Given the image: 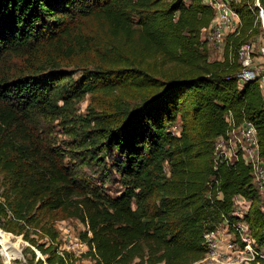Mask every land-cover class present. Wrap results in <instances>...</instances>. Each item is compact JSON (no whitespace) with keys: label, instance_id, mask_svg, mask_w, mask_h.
<instances>
[{"label":"trees","instance_id":"1","mask_svg":"<svg viewBox=\"0 0 264 264\" xmlns=\"http://www.w3.org/2000/svg\"><path fill=\"white\" fill-rule=\"evenodd\" d=\"M231 6L240 25L211 60L204 30L216 12L203 0H0V226L28 242L27 264L75 263L58 214L83 224L94 264H200L204 233L239 219L237 195L251 201L244 221L264 249L252 166L214 161L229 112L254 122L264 159L261 88L237 76L238 47L259 34L255 0ZM74 55L98 58L69 69ZM125 87L144 97L112 98ZM86 93L110 107L80 113Z\"/></svg>","mask_w":264,"mask_h":264},{"label":"built area","instance_id":"2","mask_svg":"<svg viewBox=\"0 0 264 264\" xmlns=\"http://www.w3.org/2000/svg\"><path fill=\"white\" fill-rule=\"evenodd\" d=\"M232 1L203 0L216 12L213 24L204 30V34L209 43L212 41L219 48V59L224 56L227 34L236 31L241 22L239 13L231 6ZM255 13L260 27L259 35L238 47L236 56L240 70L237 76L241 84L258 80L264 102V6L260 0H255ZM227 121V134L219 137L215 144V166L222 161L233 163L244 158L252 166L256 187L264 195V159L259 153L257 127L248 119L237 124L231 112L228 113ZM250 202L242 196H235L232 215L239 219L225 217L216 229L204 233L207 256L200 264H264V253L255 246L244 221ZM60 229L64 233L65 249L75 250L77 246L87 249L79 235H74L65 224H61Z\"/></svg>","mask_w":264,"mask_h":264},{"label":"rangeland","instance_id":"3","mask_svg":"<svg viewBox=\"0 0 264 264\" xmlns=\"http://www.w3.org/2000/svg\"><path fill=\"white\" fill-rule=\"evenodd\" d=\"M100 33L101 32H98V35H100ZM103 46H105V43H103ZM104 50L105 48L103 47L100 48V52H103ZM209 51H210L211 60H215L220 57L219 48H217L214 45V42L212 41H210L209 43ZM93 58H98V57L97 56L85 57V56L74 55L71 58L65 60L64 64L69 69H78V66L84 67L85 64H90ZM12 60H13V65L15 67H20V68L25 67L23 65V61H24L23 59L13 57ZM100 61L101 59H99L96 64L100 63ZM43 65L44 64H42V66ZM114 97L122 98L123 100L129 102L130 104H134L136 102H140V100L144 97V93L125 87V88L119 89L116 93H114V96L112 98ZM111 101L112 100H110L108 96H105L103 94L93 95L92 93H86L83 99L77 102L75 106L78 107L80 113L84 114L88 112V107H94L97 110H102L108 106L110 107ZM56 125H57V122L55 123V126ZM59 128H61V126H59ZM172 130L179 131V126L178 127L174 126ZM59 138L63 139V138H67V136L59 133ZM108 162L110 161L108 160ZM117 180L118 179L115 176L111 186H109V188L111 189L113 193H116L120 189L119 184L116 182ZM262 196H263L262 199L264 201V195L262 194ZM58 216L59 217L56 221V226L60 233V240L62 244L61 248L64 249L65 237H64L63 231L60 229V225L65 224L71 230V232L77 236H78V232H80V230L83 229L84 227L81 222L75 219L62 218L61 214H58ZM27 245H28V242L25 241L21 235H15L12 232L5 231L0 226V249H2V257L4 259V263L6 264H27V261H26L27 259L24 258V256L23 258L21 257L23 248L26 247ZM20 250H22V252ZM70 251L74 252V258H75L74 264H94L89 258L84 256V253L87 251V249L77 246L75 250L72 249ZM35 252L37 255L41 256L40 251L37 250L36 248H35ZM259 252L264 253V249L263 248L259 249ZM206 256H207V253H205V256L203 258L205 259ZM16 258H18L17 259L19 261L18 263H15V261L13 262V260H16Z\"/></svg>","mask_w":264,"mask_h":264},{"label":"water","instance_id":"4","mask_svg":"<svg viewBox=\"0 0 264 264\" xmlns=\"http://www.w3.org/2000/svg\"><path fill=\"white\" fill-rule=\"evenodd\" d=\"M21 252H22V250H20ZM0 253L2 254V249H0ZM23 252L21 253V257L23 258ZM16 259H18V258H16ZM6 264V263H5Z\"/></svg>","mask_w":264,"mask_h":264},{"label":"crops","instance_id":"5","mask_svg":"<svg viewBox=\"0 0 264 264\" xmlns=\"http://www.w3.org/2000/svg\"><path fill=\"white\" fill-rule=\"evenodd\" d=\"M206 33V32H205ZM219 59V58H218Z\"/></svg>","mask_w":264,"mask_h":264}]
</instances>
